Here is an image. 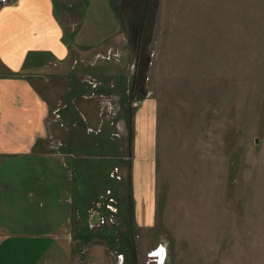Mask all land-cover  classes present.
<instances>
[{
	"label": "rangeland",
	"instance_id": "obj_1",
	"mask_svg": "<svg viewBox=\"0 0 264 264\" xmlns=\"http://www.w3.org/2000/svg\"><path fill=\"white\" fill-rule=\"evenodd\" d=\"M112 1L120 36L97 58L73 57L71 72L105 86L91 98L92 124L108 126L113 143L122 127L126 156L132 113L155 100L156 207L152 228L139 229L127 192L117 195L113 224L81 225L93 239L77 241L73 264H118L119 254L122 264H143L158 246L163 264H264V0ZM103 5L87 9L92 32ZM113 151L99 156L105 164Z\"/></svg>",
	"mask_w": 264,
	"mask_h": 264
},
{
	"label": "crops",
	"instance_id": "obj_2",
	"mask_svg": "<svg viewBox=\"0 0 264 264\" xmlns=\"http://www.w3.org/2000/svg\"><path fill=\"white\" fill-rule=\"evenodd\" d=\"M88 1L92 3L86 5ZM97 1L104 5L92 32L87 9L91 14ZM120 31V19L109 0H85L80 5L76 0L0 3V264H60L62 260L73 264L77 241L93 239L84 238L81 225L96 221L98 214L112 212L117 217L121 205L116 196L121 199L123 191L136 227L152 228L155 100L144 98L132 113L126 156L119 137L124 134L122 127L113 143L108 126L99 129L92 124L98 107L91 98L105 94V86L78 83L71 72L73 57L95 55L109 47ZM93 33L100 37L96 42ZM57 108L60 121H53ZM52 136L63 143V157L54 153ZM109 148L120 160L117 156L105 164L99 156ZM65 158L72 169L65 167ZM108 179L119 183L118 188ZM109 196L114 199L110 212L104 210Z\"/></svg>",
	"mask_w": 264,
	"mask_h": 264
},
{
	"label": "built area",
	"instance_id": "obj_3",
	"mask_svg": "<svg viewBox=\"0 0 264 264\" xmlns=\"http://www.w3.org/2000/svg\"><path fill=\"white\" fill-rule=\"evenodd\" d=\"M8 2H10V0H0L1 4H6ZM99 55H100L99 53L97 55H95V58H97ZM114 55H117V54H114ZM76 62L77 61L74 59L73 64H76ZM88 82H89V84L92 83L90 80H88ZM57 111H58V108L53 110V112H52L53 121H57L60 119L59 113ZM51 141H52V148L54 149V153L57 156L63 157V155H64L63 150H62L63 143L61 141L57 140L53 136L51 137ZM111 175L116 177V178H120V176L117 173L116 174L111 173ZM108 193H109V190H108ZM111 202H113V199L109 198V202H107L105 204V209L109 210V212H110V210H113V206L111 205L112 204ZM114 221H115V215L112 212H110L109 214H98L96 221H91V224H89V227L93 228V227L111 225L114 223ZM159 247H162V246H158L157 248L150 250L147 253V257H148L147 259L148 260L145 261L143 264H151V263L163 264V262L165 260L166 252H164V254L162 252V256H160V254L157 253ZM116 260H117L118 264H122L123 263L122 254H119L118 258H116Z\"/></svg>",
	"mask_w": 264,
	"mask_h": 264
},
{
	"label": "bare ground",
	"instance_id": "obj_4",
	"mask_svg": "<svg viewBox=\"0 0 264 264\" xmlns=\"http://www.w3.org/2000/svg\"><path fill=\"white\" fill-rule=\"evenodd\" d=\"M163 251L165 252V249L163 247H160L158 249L157 253L161 255Z\"/></svg>",
	"mask_w": 264,
	"mask_h": 264
},
{
	"label": "trees",
	"instance_id": "obj_5",
	"mask_svg": "<svg viewBox=\"0 0 264 264\" xmlns=\"http://www.w3.org/2000/svg\"><path fill=\"white\" fill-rule=\"evenodd\" d=\"M111 3H112V5H113V1L112 0H109ZM114 6V5H113ZM115 9V8H114ZM116 11V10H115ZM117 13V12H116Z\"/></svg>",
	"mask_w": 264,
	"mask_h": 264
},
{
	"label": "water",
	"instance_id": "obj_6",
	"mask_svg": "<svg viewBox=\"0 0 264 264\" xmlns=\"http://www.w3.org/2000/svg\"><path fill=\"white\" fill-rule=\"evenodd\" d=\"M159 248H160V247H159ZM163 254H164V251H163ZM160 256H162V254H161Z\"/></svg>",
	"mask_w": 264,
	"mask_h": 264
}]
</instances>
